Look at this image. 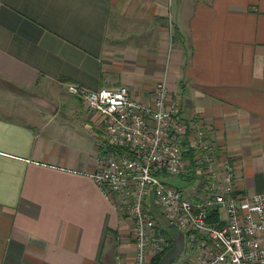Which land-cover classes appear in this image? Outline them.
<instances>
[{
	"label": "crops",
	"instance_id": "obj_1",
	"mask_svg": "<svg viewBox=\"0 0 264 264\" xmlns=\"http://www.w3.org/2000/svg\"><path fill=\"white\" fill-rule=\"evenodd\" d=\"M161 80L235 191L264 195V0H0V264L131 263L130 225L91 179L97 118L66 87L151 107ZM196 174L172 187L203 199Z\"/></svg>",
	"mask_w": 264,
	"mask_h": 264
},
{
	"label": "built area",
	"instance_id": "obj_2",
	"mask_svg": "<svg viewBox=\"0 0 264 264\" xmlns=\"http://www.w3.org/2000/svg\"><path fill=\"white\" fill-rule=\"evenodd\" d=\"M66 93L97 118V141L105 156L91 179L130 225V264H149L167 246L152 209L182 234L188 249L183 264H264V195L235 191L227 157L210 154L202 130L187 135L177 100L166 101L163 80L155 85L151 107L133 101L123 86L70 85ZM187 151L200 154L191 161L197 170L191 187L205 192L203 199H190L165 182L186 175L192 164L183 157ZM209 210L218 213L216 222Z\"/></svg>",
	"mask_w": 264,
	"mask_h": 264
},
{
	"label": "trees",
	"instance_id": "obj_3",
	"mask_svg": "<svg viewBox=\"0 0 264 264\" xmlns=\"http://www.w3.org/2000/svg\"><path fill=\"white\" fill-rule=\"evenodd\" d=\"M193 156H194V152L192 151H187L183 154V157L188 159V162L190 163H192L191 161H192ZM151 214L153 215L154 219L157 220L160 226V229H161V233L167 240V246L165 250L161 254L151 258L149 261V264H157L159 259L163 255V253L171 247L173 240H175V238H177L178 236H181L182 234L173 228L167 227L164 221L161 219L160 215L154 209L151 210ZM208 217L210 221L216 222L218 219V213L216 212V210H209Z\"/></svg>",
	"mask_w": 264,
	"mask_h": 264
},
{
	"label": "water",
	"instance_id": "obj_4",
	"mask_svg": "<svg viewBox=\"0 0 264 264\" xmlns=\"http://www.w3.org/2000/svg\"><path fill=\"white\" fill-rule=\"evenodd\" d=\"M183 249V240L181 236H178L173 240V243L169 249H167L157 264H172V262L181 254Z\"/></svg>",
	"mask_w": 264,
	"mask_h": 264
},
{
	"label": "rangeland",
	"instance_id": "obj_5",
	"mask_svg": "<svg viewBox=\"0 0 264 264\" xmlns=\"http://www.w3.org/2000/svg\"><path fill=\"white\" fill-rule=\"evenodd\" d=\"M165 182L171 186L184 188L186 183L183 180L178 179L176 176H171L165 179ZM186 261V253L183 250L181 254L172 262V264H183Z\"/></svg>",
	"mask_w": 264,
	"mask_h": 264
}]
</instances>
